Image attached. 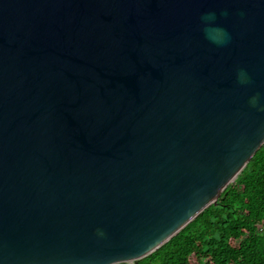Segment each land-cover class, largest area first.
<instances>
[{"label":"water","instance_id":"1","mask_svg":"<svg viewBox=\"0 0 264 264\" xmlns=\"http://www.w3.org/2000/svg\"><path fill=\"white\" fill-rule=\"evenodd\" d=\"M264 143V0H0V264H137Z\"/></svg>","mask_w":264,"mask_h":264},{"label":"trees","instance_id":"2","mask_svg":"<svg viewBox=\"0 0 264 264\" xmlns=\"http://www.w3.org/2000/svg\"><path fill=\"white\" fill-rule=\"evenodd\" d=\"M137 264H264V143L217 204Z\"/></svg>","mask_w":264,"mask_h":264}]
</instances>
